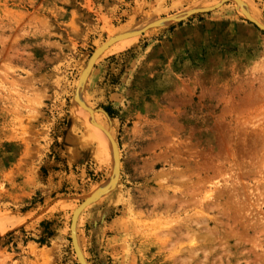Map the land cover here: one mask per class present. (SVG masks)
Listing matches in <instances>:
<instances>
[{
  "label": "rangeland",
  "instance_id": "obj_1",
  "mask_svg": "<svg viewBox=\"0 0 264 264\" xmlns=\"http://www.w3.org/2000/svg\"><path fill=\"white\" fill-rule=\"evenodd\" d=\"M88 196L87 264H264V0H0V264Z\"/></svg>",
  "mask_w": 264,
  "mask_h": 264
},
{
  "label": "bare ground",
  "instance_id": "obj_2",
  "mask_svg": "<svg viewBox=\"0 0 264 264\" xmlns=\"http://www.w3.org/2000/svg\"><path fill=\"white\" fill-rule=\"evenodd\" d=\"M239 1H242V0H239ZM238 3V2H237ZM239 5V4H238ZM239 7V6H238ZM247 7V6H246ZM243 8V7H242ZM239 9V8H238ZM247 10V9H246ZM241 11V10H240ZM243 11V10H242ZM246 12V11H245ZM250 12V11H249ZM251 13V12H250ZM248 14V13H247ZM255 17V16H254ZM258 20V19H257ZM114 39V38H113ZM113 39H110V41L111 40H113ZM131 40V39H130ZM122 42H125V41H122ZM106 43H108V41L106 42ZM106 43H104V44H102L101 46H99L100 47V50H102V49H104L105 48V46L107 45ZM110 43H112V41L110 42ZM110 43H108V44H110ZM106 44V45H105ZM111 46V45H110ZM81 88V87H80ZM77 100H79L78 98H77ZM81 104H83L81 101H80V103H79V101H77V102H75V106H74V109H75V111H76V113L77 114H79V116L80 117H82V119L84 120V122L87 124V125H89L90 127H91V129H92V131H93V136H95V138L97 139V140H100V141H103V142H105V144H107V146H109L108 148H110V150H111V152H112V158H113V160H117V162H118V158H119V151H118V148H117V145H116V142L114 141V139H113V136H112V134L108 131V129H104V128H100V127H94V125H93V122L92 121H89L90 120V118L92 117L93 118V116L95 115H93V112H90L91 113V116L89 115V114H87V113H85V111L87 112V108H85L84 106H82ZM92 110V109H91ZM95 118V117H94ZM95 123V122H94ZM106 135V136H105ZM116 162V161H115ZM89 198H86V200L82 203V204H80L79 206H77L76 208H74L73 209V211H72V215L74 216V231H75V233H76V222H77V218H78V216H79V214H80V212L83 210V208L92 200V198H90V196H88ZM92 197V196H91ZM72 217V216H71ZM71 220V219H70ZM69 225H70V223H69ZM76 243L78 244V241H77V235H76ZM78 248H79V250H80V252L82 253V251H81V249H80V247H79V245H78ZM82 256H83V253H82ZM75 257H76V255H75ZM84 257V256H83ZM76 259H77V257H76ZM84 260H85V258H84ZM77 261H78V259H77ZM78 263H79V261H78ZM87 264V263H86Z\"/></svg>",
  "mask_w": 264,
  "mask_h": 264
},
{
  "label": "water",
  "instance_id": "obj_3",
  "mask_svg": "<svg viewBox=\"0 0 264 264\" xmlns=\"http://www.w3.org/2000/svg\"><path fill=\"white\" fill-rule=\"evenodd\" d=\"M114 37V39L113 40H111L112 42H114V40H116V39H118L119 38V36L117 35V36H113ZM108 41V43H110L111 41H110V39H108V40H106L104 43H106ZM103 43V44H104ZM108 43H106V44H108ZM105 44V45H106ZM99 47V46H98ZM97 47V48H98ZM96 48V49H97ZM96 49L94 50V52L92 53V55H91V57H90V61H92V58H94V55H95V51H96ZM86 199H84L80 204H82L84 201H85ZM79 204V205H80ZM78 205V206H79ZM74 216L72 215V217H71V220H70V225H69V229H70V240H71V245H72V248H73V252H74V254L76 255V257H77V259H78V261H79V264H86V261L84 260V257L82 256V253L80 252V250H79V248H78V244L76 243V233H75V231H74Z\"/></svg>",
  "mask_w": 264,
  "mask_h": 264
}]
</instances>
